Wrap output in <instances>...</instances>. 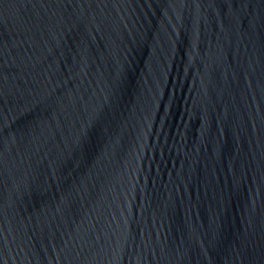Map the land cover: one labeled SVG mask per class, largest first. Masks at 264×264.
Here are the masks:
<instances>
[{
	"label": "water",
	"instance_id": "obj_1",
	"mask_svg": "<svg viewBox=\"0 0 264 264\" xmlns=\"http://www.w3.org/2000/svg\"><path fill=\"white\" fill-rule=\"evenodd\" d=\"M0 264H264V0H0Z\"/></svg>",
	"mask_w": 264,
	"mask_h": 264
}]
</instances>
